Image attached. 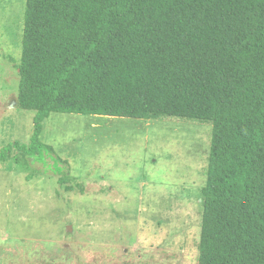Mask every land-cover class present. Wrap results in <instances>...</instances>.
<instances>
[{
    "label": "trees",
    "instance_id": "1",
    "mask_svg": "<svg viewBox=\"0 0 264 264\" xmlns=\"http://www.w3.org/2000/svg\"><path fill=\"white\" fill-rule=\"evenodd\" d=\"M17 68L32 129L0 163L68 183L50 113L209 123L197 264H264V0H25Z\"/></svg>",
    "mask_w": 264,
    "mask_h": 264
},
{
    "label": "rangeland",
    "instance_id": "2",
    "mask_svg": "<svg viewBox=\"0 0 264 264\" xmlns=\"http://www.w3.org/2000/svg\"><path fill=\"white\" fill-rule=\"evenodd\" d=\"M24 6L0 0V149L32 129L17 106ZM211 129L50 113L39 139L68 183L19 154L0 163V264H197Z\"/></svg>",
    "mask_w": 264,
    "mask_h": 264
},
{
    "label": "water",
    "instance_id": "3",
    "mask_svg": "<svg viewBox=\"0 0 264 264\" xmlns=\"http://www.w3.org/2000/svg\"><path fill=\"white\" fill-rule=\"evenodd\" d=\"M18 72H19V70H18Z\"/></svg>",
    "mask_w": 264,
    "mask_h": 264
}]
</instances>
